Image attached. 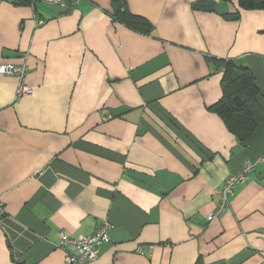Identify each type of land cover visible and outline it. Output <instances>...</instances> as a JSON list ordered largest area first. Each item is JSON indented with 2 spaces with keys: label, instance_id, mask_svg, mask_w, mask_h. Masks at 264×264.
Masks as SVG:
<instances>
[{
  "label": "crops",
  "instance_id": "crops-1",
  "mask_svg": "<svg viewBox=\"0 0 264 264\" xmlns=\"http://www.w3.org/2000/svg\"><path fill=\"white\" fill-rule=\"evenodd\" d=\"M114 1L0 0V65L25 61L34 90L15 100L0 74V264H66L58 235L102 220L108 241L85 264H264V163L206 220L264 154V122L244 147L210 111L222 61L248 68L264 111V8Z\"/></svg>",
  "mask_w": 264,
  "mask_h": 264
},
{
  "label": "trees",
  "instance_id": "trees-1",
  "mask_svg": "<svg viewBox=\"0 0 264 264\" xmlns=\"http://www.w3.org/2000/svg\"><path fill=\"white\" fill-rule=\"evenodd\" d=\"M238 3L244 10L264 8V0H238ZM113 5L117 10L120 5L124 8V2L121 0H115ZM214 6L215 3L209 0H199L193 3L192 8L214 11ZM124 20L132 27L141 20V17L133 16ZM218 65L223 70L222 97L210 108V111L222 120L227 131L245 147L249 137L264 122V111L258 102L259 91L255 86L253 75L243 63L222 61Z\"/></svg>",
  "mask_w": 264,
  "mask_h": 264
},
{
  "label": "built area",
  "instance_id": "built-area-1",
  "mask_svg": "<svg viewBox=\"0 0 264 264\" xmlns=\"http://www.w3.org/2000/svg\"><path fill=\"white\" fill-rule=\"evenodd\" d=\"M28 4L33 6L35 3H43L55 7H63L68 1L73 4H77L79 0H27ZM40 23V22H39ZM25 58V57H24ZM28 67L25 61L20 64L12 65H0V74L13 77L17 81L15 89V100L21 97L32 96L34 90L26 85V75ZM110 117H103L106 121ZM257 163H264V154L253 161L251 159H245L240 167V170L229 175L223 185L214 191V194L218 197V203L215 210L210 213L206 220L207 222H213L219 218V216L227 209L229 199L235 194L236 187L244 183L248 176L254 171ZM4 214L3 204L0 200V216ZM112 225L107 220H102L96 227L94 233L85 237H69L68 235L61 233L58 235L56 249L60 250L64 254L66 264H85L96 260L98 247L108 241V233L111 230ZM70 250V251H69ZM71 251H74L72 253Z\"/></svg>",
  "mask_w": 264,
  "mask_h": 264
}]
</instances>
